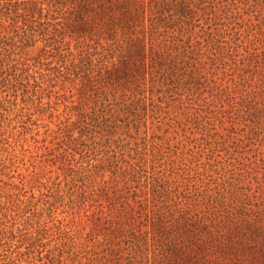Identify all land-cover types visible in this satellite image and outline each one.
<instances>
[{
    "label": "rangeland",
    "instance_id": "1",
    "mask_svg": "<svg viewBox=\"0 0 264 264\" xmlns=\"http://www.w3.org/2000/svg\"><path fill=\"white\" fill-rule=\"evenodd\" d=\"M69 1L0 0V264H137L111 229L157 177L264 195V0H176L172 73L112 86Z\"/></svg>",
    "mask_w": 264,
    "mask_h": 264
},
{
    "label": "trees",
    "instance_id": "2",
    "mask_svg": "<svg viewBox=\"0 0 264 264\" xmlns=\"http://www.w3.org/2000/svg\"><path fill=\"white\" fill-rule=\"evenodd\" d=\"M77 38L104 41L99 61L107 62L108 85L141 83L146 70H173L178 54L165 21L188 15L176 0H70ZM172 14L163 16L165 12ZM179 20V19H178ZM181 31L183 26H179ZM108 58V59H106ZM106 59V60H105ZM120 85V84H119ZM127 181V179H126ZM147 190L128 186L113 240L128 243L137 264H264V195L240 190L198 191L157 177ZM146 185H144L145 187ZM146 189V188H145ZM114 202V201H113ZM112 209V208H111Z\"/></svg>",
    "mask_w": 264,
    "mask_h": 264
}]
</instances>
